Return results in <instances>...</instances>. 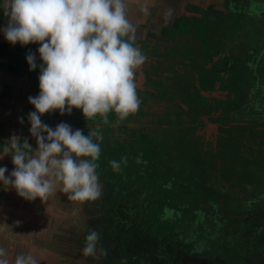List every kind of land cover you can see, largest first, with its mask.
I'll return each mask as SVG.
<instances>
[{
    "label": "crops",
    "instance_id": "0c3cea01",
    "mask_svg": "<svg viewBox=\"0 0 264 264\" xmlns=\"http://www.w3.org/2000/svg\"><path fill=\"white\" fill-rule=\"evenodd\" d=\"M125 4L127 18L136 27L134 43L146 56L145 63L136 73L139 110H143L144 114H131L125 120L119 121L115 113L109 112L107 123L99 116L85 119L82 111L76 108L70 114L61 115L56 110L41 116L42 121L52 128L65 122L71 125L73 131L82 130L84 135L93 128H99L102 140H93L108 148L106 152L101 150L96 161L99 165L96 171L103 185V195L91 205L89 202L81 205L80 202L68 201L67 196L59 193L57 189V194L50 196L46 202H41L39 198L27 201L19 197L15 190H5L0 185V247L7 250L10 264H14L16 256L21 254H31L38 264H135V251L140 247L149 244L147 248L156 245L159 248L158 243L164 244L163 235L157 239L159 232L164 231L160 225L163 226L162 222L166 220H161L165 212L160 211L159 206L163 205L165 209L171 210L173 216L179 213V208L173 199V202L168 200L149 210L150 204L155 205L147 190L150 188L154 193L152 179L147 176L141 178L148 186L142 185L135 180L134 170L131 172L129 169L135 163L134 160L139 159L140 173L147 175L153 170V156L142 157L144 149H135V142H139V132L146 128L151 130L170 126L175 129L184 127L177 123L184 117L181 116L183 112L179 105L184 107L183 100L186 99L190 105L195 95L187 97L192 89L184 91L180 87L181 83L184 87L189 84L201 94L217 96L225 103L229 100V82L232 75L242 77L245 69L247 72L251 69L249 55L239 46L245 43L243 34L233 36L230 40L217 36L223 29L221 20L224 17V22L230 21L235 26L239 24L246 5L243 0H125ZM142 7L149 9L147 14L141 11ZM6 23L7 18L0 11V29ZM0 42L9 43L2 31ZM240 59L245 67L240 64ZM217 61L221 64L217 65L214 75L205 74L204 68H212ZM7 68V61L0 56V153L11 135L26 138L35 149L36 141L30 136L28 122V113L34 111V108L28 103V97L39 94L40 70L37 68L31 76H13ZM241 68L243 73L239 71ZM177 80L180 81L179 84L176 83ZM213 84L215 88L212 89ZM220 84L225 86L222 91L219 90ZM205 85L206 90L202 88ZM171 91L177 94L175 100L165 97ZM176 106L177 110L173 112ZM189 108L193 109L191 105ZM189 108H186L187 111ZM157 115H164L160 116L162 120L159 122L154 120ZM194 130L201 141L215 139L216 128L213 123L194 126ZM150 139V142H144L147 148L153 142L152 137ZM114 145L117 146L113 149ZM111 150H114L113 156L110 155ZM114 156L116 157L113 159ZM112 160L121 162L119 172L111 168L109 162ZM5 166L8 169L5 173L7 176L13 170L10 156L0 159V167ZM133 177L134 181L131 180ZM166 182L164 180L162 185ZM137 185L140 189L137 197L139 200L130 209L133 197L131 191L134 192ZM167 187L170 188L169 185ZM143 189L149 193L148 196ZM133 209L135 213L137 210L141 213H136L138 221H148V213L154 212L158 218L153 216V222L145 225V230H138L132 223L134 220H130ZM92 230L100 234L107 253L98 259L84 257L81 251L85 236ZM151 240L155 241L153 245Z\"/></svg>",
    "mask_w": 264,
    "mask_h": 264
},
{
    "label": "clouds",
    "instance_id": "9594fccd",
    "mask_svg": "<svg viewBox=\"0 0 264 264\" xmlns=\"http://www.w3.org/2000/svg\"><path fill=\"white\" fill-rule=\"evenodd\" d=\"M7 18L0 29L12 45L39 44L37 55L29 52V71L39 68V94L29 96L34 111L28 113L33 149L26 138L11 135L3 145L0 159L10 156L13 170L0 167V185L15 190L27 200L46 202L59 193L68 201L93 202L101 199L103 185L96 169L102 140L99 128L84 135L61 122L55 128L41 116L58 110L61 115L80 109L85 119L99 116L108 122V113L119 121L140 107L136 73L146 56L134 43L136 27L127 18L125 0H0ZM141 11L148 13L147 7ZM250 12H257L253 4ZM22 122V120H21ZM83 157L84 159H78ZM115 172L121 162H109ZM162 219L172 216L164 210ZM84 257L106 255L100 234L92 230L84 238ZM7 250L0 247V264H10ZM14 264H38L31 255H18Z\"/></svg>",
    "mask_w": 264,
    "mask_h": 264
},
{
    "label": "trees",
    "instance_id": "16d2710c",
    "mask_svg": "<svg viewBox=\"0 0 264 264\" xmlns=\"http://www.w3.org/2000/svg\"><path fill=\"white\" fill-rule=\"evenodd\" d=\"M261 15V19L258 20L253 19L251 13H244L239 24L235 26L237 28H233V32L237 33V36L242 33L243 39H246L245 43L250 45L259 43L258 47L264 48V8ZM38 47L39 44L34 43L21 46L19 43L12 45L0 42V56L7 61V69L13 76H31L36 69L29 71L26 56L29 52L36 54L39 64V56L36 52ZM231 79L232 87L239 88L232 101L227 100L219 104L217 114H210L208 107H198L191 112V120L196 121V124L186 121L194 126L213 123L216 128L213 145L211 141H208L204 148L202 146H199V149L193 148L199 151V156L190 148L188 154L192 157L191 160L173 175L174 184L177 185L180 183L178 181L183 179L213 186L215 192L221 193L222 201L216 207L217 203H212L208 197L206 198L205 194L203 195L204 192L202 194L189 192V195L176 194V199L184 200V202L175 205L179 208L177 215H181L183 210L192 215L194 211H201L203 228L208 231L203 230L202 233L209 234L210 239L207 237V240L214 239L215 242L224 246H226L225 241L229 240V255L236 264H240L241 260L244 264H248L247 261L250 259L255 264H264V242H259L256 236L264 235V224L261 223L256 231L258 233L252 236L247 234V228L239 223L235 224V229H230L225 223L218 224L219 220L212 219L214 216L221 217V212L236 211L235 209L240 212L243 209L242 214L249 215L251 210L255 211L258 207L264 208V176L261 175V171L260 174L257 173V169H264L262 164L264 160V92L259 94L256 90L253 95H248L246 85L251 81H245L243 75L242 77L232 75ZM195 157L200 158L199 163L194 162ZM191 164H195L193 165L195 167H188ZM186 165L188 168H185ZM254 174L261 176L256 177L253 176ZM178 219L180 220V217L175 218V221ZM186 221L183 222L184 226L188 222ZM199 226L196 228L197 235L200 233ZM215 231L217 237L213 234ZM221 233L223 236H219ZM245 256L250 259L244 260Z\"/></svg>",
    "mask_w": 264,
    "mask_h": 264
},
{
    "label": "rangeland",
    "instance_id": "374dc122",
    "mask_svg": "<svg viewBox=\"0 0 264 264\" xmlns=\"http://www.w3.org/2000/svg\"><path fill=\"white\" fill-rule=\"evenodd\" d=\"M224 21H225V17L223 18V20H221V28H223V29H221L219 31V33H217V36L218 37H224L225 39L228 38L230 40L233 38V35L237 36V33L233 32V30H234L233 28H237V27H235V25H231L230 21H226V22H224ZM257 30H258V28H257ZM199 31L201 32V30H199ZM239 34L241 35L242 33H239ZM198 35L199 34H196V36H198ZM244 42H246V39L244 40ZM244 44H246V43H244ZM182 49L184 50L185 47L183 46ZM251 61H255V60H251ZM219 62L220 61H217L213 65L212 68H208V69L204 68L203 71L206 70L205 74L214 75L213 73L216 72L217 65L221 64ZM240 64L245 67V64H243V61L241 62V59H240ZM244 67H243V69H244ZM257 67L254 69V72L251 69L250 73L247 76L248 79H250L249 81H251V83H248V85H246L247 86L246 91H247L248 95H253L256 92V88L257 89L259 88V90H257V92L259 94L261 92H264V87L259 85L262 82L264 83V61L263 62L261 61L259 63V65H257ZM243 69L241 68V69H239V71H241L243 73ZM242 75L245 76L246 71ZM176 83L179 84L180 81L177 80ZM230 83H232V79L229 82V102L234 99L235 95H237V92L239 90L238 87H232V85ZM180 87L183 88L184 91L185 90L187 91L189 88L192 89V91L188 92L187 97H189L191 95L194 97V95H195V97H194L195 101L193 100L190 104L193 108L192 110L189 108L190 105H189V102L187 101V99L183 100V101H184V107L189 108L188 111L182 105H179L180 111L183 112V114H181V116H184V117L181 118V120H178L177 123H180L179 126H181V124H182L184 127H181L179 130H175V128H173L171 126H170V128H160V129L152 128L151 130H147V128H146L144 130H140L139 139H138L139 142L138 143L135 142V149H139V148L141 150L144 149L142 157L146 158L147 156L152 155L154 158L153 159L154 165H153L152 173L148 172L147 175L140 173L139 170L141 168V165L139 164L140 163L139 159H135L134 160L135 163L133 165H130V167H129L131 172L134 170L133 173L135 174V180H138L142 185H147V184L141 178H143V177L145 178L147 176L148 179H150V180L152 179V189H153L154 193L151 192L150 188H148L147 190L151 194L152 197L151 196L150 197L153 200L152 202H155V205L150 204L149 210L155 208L158 204L168 202V200L170 202H173L172 200L177 198L174 196L176 194L189 195V192H194L195 194H202L204 192L203 195L205 194L206 198L208 197V199L212 203L213 202L217 203L216 207L218 206V204L221 203V201H222L221 199L223 198L221 196L220 192H218V191L215 192V189L213 186L211 187V186L205 185L201 182L198 183L197 181L192 182L191 180L186 181V180L182 179V180L178 181V182H180L178 184L179 186L175 187V185H177V184H174L175 183V179L173 176L174 173H177L179 168L181 169L185 165V163L187 164V162L189 160H191V158H192L189 156L188 150L190 148L199 149L198 148L199 146H202L204 148V146L206 144V140L201 141V139L195 134L196 129L194 130V125L190 124V123L196 124V121L191 120V114H192L191 112H194V110L198 107H208L207 110L210 114H213V113L217 114L218 113V109H217L218 105L223 103V100H221V99L219 100V98L217 96L216 97H213L212 95L207 96L204 93L201 94L200 91L198 92L197 89L193 90V87L190 86L189 84H186V86L184 87L181 83ZM224 87L225 86L223 84H220L219 90H221V91L224 90ZM202 88L204 90L207 89L206 85L202 86ZM213 88H215V84H213L212 89ZM193 91H196V93H193ZM178 93L181 95V92H178ZM202 96H203V99H201ZM165 97L175 100V97H177V94H175V92L173 93L171 91L170 94L168 96H165ZM176 110H177V106H176V108L174 107L172 111L175 112ZM204 110H205V108H204ZM184 113H185V115H184ZM134 114L136 116H139L140 114H144V112H143V110H138ZM160 116L163 117L164 115H160ZM160 116L157 115L156 118L154 117V120L159 122L160 120H162V118H160ZM186 121H189L190 123H187ZM166 122H168V120H166ZM210 130L215 131V129H210ZM206 132H209V130H207ZM151 137L153 139L152 140L153 142L151 144V147L147 148V146L144 145V142H150ZM211 142L213 145L214 140L212 139ZM102 143H104V141ZM116 146L117 145H114L113 149L116 148ZM100 148H102L101 150L104 149L105 152L108 149L107 147H104V146H100ZM151 151L153 152L152 154H151ZM194 151L197 153L196 155L199 154L198 150H194ZM251 151H253V150H251ZM110 155H112V156L114 155V150L110 151ZM115 157L116 156H114L112 158L114 159ZM199 161H200V158L195 157L194 162L199 163ZM262 164H264V160L262 161ZM193 165H195V164L188 165V167H191V166L195 167ZM188 167H187V165L185 166V168H188ZM256 168H258V167H256ZM259 169H257V173L260 174V171H261V175L264 176V169H262V168H259ZM258 174H254L253 176H256V177L259 176L260 177L261 175H258ZM127 180H129V179H127ZM131 180L134 181V177L131 178ZM164 180H166L167 182L165 185H162V182ZM193 184H194L195 188H194ZM167 185H169L170 188H168ZM173 188H175V189H173ZM203 189H205V190H203ZM135 191L134 192L131 191L133 197H131L130 209H131V207L134 208V204L137 202V200H139V199H137V197L140 195V194H138V193H140V189H138V185H137V188L135 189ZM142 191H144V194L145 195L147 194V196H148L149 193H147L146 190L143 189ZM129 195H130V193H129ZM263 200H264V198H263ZM181 202H184V200L183 201H180L179 199L175 200L176 204L181 203ZM246 206L247 205H245V208H246ZM136 208L140 209L139 207H136ZM263 209L264 208L258 207L257 209H255V211L251 210L249 215L242 214L243 209L241 210V212L238 209H235L236 211L221 212L220 215H221L222 221L220 220V223H225L227 225V227L230 229L231 228L235 229V224L239 223V225H243L247 228V231H246L247 234H251L252 236H254V234L258 233V232H256L258 229V226L261 223L264 224V210ZM159 210L164 212L165 206H163V205L159 206ZM246 210H247V208H246ZM132 211H134V212L132 213L130 220H132V221L134 220L132 223L135 224V226L137 227L138 230H145L146 229L145 225L151 224L153 222L151 220L152 218H154V217L158 218V215H156L154 212L152 214L148 213L147 216H148V218H150L148 221H145V219L144 220L141 219L140 221H138V220H136V218L138 219V215H140L141 213L137 210L138 212L136 211V213L137 214L139 213L137 215L135 213V209H133ZM185 211L186 210H183L181 215H177V214H175L174 216L172 215L170 218H168V222L175 221V218H177V217L178 218L180 217V222H184V221L188 220V218L191 217L192 214H190V213L188 214ZM142 214H143V216H146L145 213H142ZM161 220H162V218H161ZM177 221H179V219ZM141 222H143V224H141ZM166 222H167V220H166ZM176 226L177 225L175 224L174 229L176 228ZM170 228H172V226L169 227V229ZM180 228H182V225H180ZM256 236H257V238H259L258 239L259 242H261V243L264 242V235H256ZM181 238L184 239V237H181ZM211 241L214 242L215 240L211 239ZM229 256H231V255H229ZM246 259H250V257L249 258L246 257ZM247 263L255 264L251 259L249 261H247Z\"/></svg>",
    "mask_w": 264,
    "mask_h": 264
},
{
    "label": "flooded vegetation",
    "instance_id": "af4514ba",
    "mask_svg": "<svg viewBox=\"0 0 264 264\" xmlns=\"http://www.w3.org/2000/svg\"><path fill=\"white\" fill-rule=\"evenodd\" d=\"M245 5L244 13H251L253 19H261V13L262 9L264 8V0H243ZM255 4L257 6V12L259 14H256L255 12H250V7ZM261 15V16H260ZM257 20V21H258ZM240 21V19H239ZM254 22V21H253ZM259 43L250 45V44H244L239 45L242 50L245 51L249 55L250 59V68L253 70L259 65V63L264 61V48L261 46L258 47ZM235 51H233L234 54ZM255 60V61H251ZM259 61V63H258ZM258 68V67H257ZM250 69V70H251ZM246 70V73L248 70ZM36 71V70H35ZM34 71V72H35ZM243 79L246 81L248 77L243 75ZM250 80V79H248ZM260 86L264 87V83H260ZM256 90H259V88ZM183 118V117H181ZM164 215H162L163 217ZM202 212L201 211H194L193 215L188 218V222L185 224L188 225V227H185L183 222L175 221V222H167L164 220L162 224L160 225V228H164V231H160L157 239L161 238V236H164V244L158 243L160 247L158 248L157 245L155 247L147 248V246H142L139 248V250L135 251L136 254V262L135 264H236V262L232 261L229 256V240L225 241L226 246L223 244H220L219 242H212L210 240L208 231L203 228L204 222L201 221ZM221 216V215H220ZM161 217V218H162ZM213 220H219L217 222L220 224V220L222 221L221 217L214 216L212 218ZM202 223V224H201ZM169 224V226H168ZM175 224L177 225L176 228ZM180 225H182V228H180ZM200 233L202 231L206 230L208 235L202 236V234L199 236L197 235L198 232L196 231L197 226ZM207 223L205 224V226ZM168 226V227H167ZM169 229V227H171ZM221 226V225H220ZM116 228V227H115ZM166 230L169 232H166ZM167 233V234H166ZM197 233V234H196ZM219 233V232H218ZM215 237H217V232L215 231ZM219 236H223V233L219 234ZM181 237H184L181 238ZM156 239V241H157ZM155 240V239H154ZM154 240H151L152 245L155 243ZM227 250H226V248ZM147 252V255H146ZM246 257V256H245ZM134 260V259H133ZM152 260V261H151ZM246 260V258H244ZM135 261V260H134ZM240 264H244L242 260L240 261ZM249 264V263H248Z\"/></svg>",
    "mask_w": 264,
    "mask_h": 264
}]
</instances>
